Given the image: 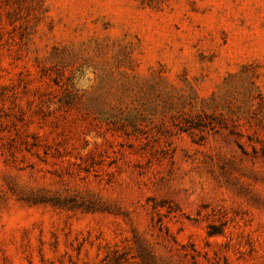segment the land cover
I'll list each match as a JSON object with an SVG mask.
<instances>
[{
	"label": "rangeland",
	"instance_id": "374dc122",
	"mask_svg": "<svg viewBox=\"0 0 264 264\" xmlns=\"http://www.w3.org/2000/svg\"><path fill=\"white\" fill-rule=\"evenodd\" d=\"M0 264H264V0H0Z\"/></svg>",
	"mask_w": 264,
	"mask_h": 264
}]
</instances>
